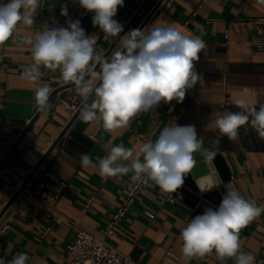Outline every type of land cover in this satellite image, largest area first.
<instances>
[{"label": "crops", "instance_id": "crops-1", "mask_svg": "<svg viewBox=\"0 0 264 264\" xmlns=\"http://www.w3.org/2000/svg\"><path fill=\"white\" fill-rule=\"evenodd\" d=\"M145 1L124 0L123 7H118L114 19L124 29L130 24L124 34L159 22L171 24L185 35L201 36L206 47L194 61V70L203 77V84L198 82L187 89L182 103L161 102L159 107L167 114L158 109L157 114L140 113L127 127L113 131L105 130L99 118L85 123L78 115L27 183L34 185L48 170L67 183L57 205L62 221L53 222L35 207L15 214L0 236V259L6 264L21 252L27 253L28 264H66L62 258L75 239L73 224L101 235L136 181L131 179L132 171L116 178L101 177L99 158L116 145L132 149L135 156L143 143L155 141L164 127L174 123L194 125L204 146L218 149L230 175L218 187L221 197L235 188L246 200H255L257 206L264 207V140L246 124L239 129L237 140L230 141L225 136L219 145L215 143L220 135L215 118L225 111H241L236 100L243 99L257 110L264 105V33L260 30L264 28V0H163L141 27L159 0H148L137 14ZM75 2L40 1L33 25L18 23L11 37L0 43V162L39 111L36 84L23 76V69L33 63L29 41L34 42L35 33L43 24L67 27L68 20H76ZM3 3L7 0H0ZM64 4L67 17L60 15ZM92 15L88 13L79 21L86 34L95 37L96 50L104 55L117 38L106 37L94 27ZM41 72L37 83L47 84L50 95L58 92L0 168L12 181L24 182L72 119L74 113L64 103L73 104L72 98L79 106L83 102L75 86L60 78L59 69L42 67ZM98 81V77L91 78V86L95 87ZM246 88L249 93L244 92ZM81 153L89 154L97 167H82ZM140 158L143 160L142 154ZM170 194L148 180L114 233L106 237L107 243L138 264H233L234 258L221 261L214 250L203 257L183 256L180 233L194 218V211L174 197L168 200ZM10 198L0 177V211ZM17 202L6 210L7 215ZM240 243L241 251L252 253L256 264H264V212L241 230Z\"/></svg>", "mask_w": 264, "mask_h": 264}, {"label": "clouds", "instance_id": "clouds-1", "mask_svg": "<svg viewBox=\"0 0 264 264\" xmlns=\"http://www.w3.org/2000/svg\"><path fill=\"white\" fill-rule=\"evenodd\" d=\"M79 6L92 15V24L106 37L118 38L117 48L110 57L96 50V39L86 34L78 19L68 20L67 27L41 25L32 44L33 63L23 69V76L36 84L35 101L38 110L46 111L51 89L37 83L41 68L60 70V78L75 86L85 102L80 119L85 122L102 120L107 131L127 127L140 113H156L161 102L176 100L182 103L186 90L203 77L194 70V61L206 47L201 36L183 34L171 24L155 22L145 29H131L123 36L124 25L114 19L124 0H76ZM40 0H7L0 4V43L8 40L18 23L31 26ZM61 16H68L67 5H61ZM97 66L99 71H97ZM98 77L97 86L91 78ZM249 93V89H244ZM91 99V103H88ZM235 104L241 111H225L215 118L219 132L216 144L227 137L235 141L239 129L250 127L264 140V105L259 109L238 99ZM143 155V160L140 158ZM199 154L204 162L213 161L217 150L205 147L194 125L173 124L164 127L155 141H147L139 154L123 145L111 147L108 154L99 158V173L104 178H116L134 173L133 181L147 178L165 193H177L185 177L193 171ZM127 162V163H125ZM81 166L97 167L87 153L80 154ZM200 191H209L213 183L196 180ZM264 212L255 200H246L235 188L222 196L218 207L205 208L202 214L191 218L181 229V252L184 257H203L215 251L217 257L234 258L233 264H256V257L241 251L240 233ZM27 253L21 252L7 264H28ZM0 264H6L0 259Z\"/></svg>", "mask_w": 264, "mask_h": 264}, {"label": "built area", "instance_id": "built-area-1", "mask_svg": "<svg viewBox=\"0 0 264 264\" xmlns=\"http://www.w3.org/2000/svg\"><path fill=\"white\" fill-rule=\"evenodd\" d=\"M40 1L41 4H43V0ZM74 7L77 11L76 18L78 20H81L89 13L82 9L77 2H75ZM260 30L264 33V28ZM72 100L73 104L68 105L64 103V105L70 109L72 113H75L79 105L76 99L72 98ZM157 109L167 114V111L160 107ZM140 138L143 137L140 136ZM0 177L6 183L10 197L18 193L16 198L18 202L16 206L8 215L6 212L0 219L1 221L5 217L0 224V236L7 229L15 214L31 207L42 210L46 216L55 223L62 221L58 213L57 205L67 187V183L54 177L51 170L46 171L42 179L32 186L25 185L22 187L23 180L19 179L17 181H12L8 174H4L1 171ZM147 181L146 177L142 178L141 180H137L129 188L126 198L115 211L101 235H96L77 224H73L75 239L68 245L62 262L66 264H138L129 255L114 249L105 239L108 235L114 233L115 228L120 224L126 212L131 208L139 191L145 186ZM167 199L173 200V196L170 194ZM146 215L148 217H153V215L148 212H146Z\"/></svg>", "mask_w": 264, "mask_h": 264}, {"label": "water", "instance_id": "water-1", "mask_svg": "<svg viewBox=\"0 0 264 264\" xmlns=\"http://www.w3.org/2000/svg\"><path fill=\"white\" fill-rule=\"evenodd\" d=\"M148 0H146L141 8L139 9L138 13L141 11V9L144 7V5L147 3ZM163 0H159L158 3L155 5V7L152 9L150 14L147 16L143 24L148 21L150 16L155 12V10L158 8V6L162 3ZM134 20V19H133ZM132 22V21H131ZM130 25V24H129ZM129 25L124 29V31L120 34L122 36L124 32L127 30ZM118 38L114 41V43L109 47V49L106 51V53L103 56L108 57L112 50L114 49L115 45L117 44ZM99 67L97 66V69ZM96 69V70H97ZM99 83V81H98ZM98 83L95 85L97 86ZM58 92V90H55L50 96H49V102L54 97V95ZM91 101L89 99L88 103ZM84 101L80 104L76 112L74 113V116L69 121V123L64 127V129L61 131V133L58 135V137L55 139V141L52 143L51 147L47 150L45 155L42 157L41 161L38 163V165L35 167V169L30 173V175L24 180L22 187L27 185L28 181L34 174V172L37 170V168L41 165V163L44 161V159L47 157V155L51 152V150L54 148V146L61 140L67 129L70 127V125L73 123V121L77 118V116L80 113L81 108L84 105ZM41 112V110L38 111V113L35 115V117L32 119L31 123L27 126L25 131L22 133L21 137L24 135V133L30 128L31 124L34 122L35 118L38 116V114ZM20 137V138H21ZM20 138L12 145L10 150L7 152L6 156L2 159L0 162V168L2 167L3 163L6 161L12 150L15 148L17 143L19 142ZM205 147L213 148L214 150H217V154L213 161H207L204 162L203 158L199 156V154H194L195 158L197 159L198 163L196 167L193 169L191 173H189L185 177V181L183 186L177 190V192L182 195V199L178 198L177 193H172V196L183 202L186 206L191 208L194 211V217L198 214H202L205 208L208 207H218L221 202V195L219 193L218 187L226 182L229 179V173L226 169L225 163L221 157V155L218 152V149L211 147L209 145H206ZM200 179L201 182L204 183H213L215 186L211 188L209 191H200L197 187L196 180ZM18 196V193H15L14 196L10 198L8 203L5 205V207L0 211V219L3 216V214L6 212V210L11 206V204L16 200Z\"/></svg>", "mask_w": 264, "mask_h": 264}]
</instances>
